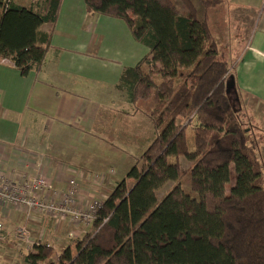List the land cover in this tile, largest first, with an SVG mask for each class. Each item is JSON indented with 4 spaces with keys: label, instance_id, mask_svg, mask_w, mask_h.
<instances>
[{
    "label": "trees",
    "instance_id": "1",
    "mask_svg": "<svg viewBox=\"0 0 264 264\" xmlns=\"http://www.w3.org/2000/svg\"><path fill=\"white\" fill-rule=\"evenodd\" d=\"M83 1L89 14L123 20L149 48L116 87L127 101L151 100L155 135L102 201L91 231L56 254L37 242L25 263L264 264V164L254 117L242 102L234 111L229 66L209 28V10L221 0ZM60 2L0 0L1 62L22 75L40 68L50 34L39 27L55 23Z\"/></svg>",
    "mask_w": 264,
    "mask_h": 264
},
{
    "label": "crops",
    "instance_id": "2",
    "mask_svg": "<svg viewBox=\"0 0 264 264\" xmlns=\"http://www.w3.org/2000/svg\"><path fill=\"white\" fill-rule=\"evenodd\" d=\"M11 1L30 6L36 0ZM228 1L236 20L251 22V34L229 67L227 91L264 104V0ZM39 29L50 38L37 71L22 75L0 60V171L15 179L40 174L58 192L72 177L83 199L111 192L113 187L105 191L102 179L115 170L117 161L102 156L107 141L101 134L109 131L110 116L120 114L116 85L123 69L135 66L149 48L132 37L123 20L89 14L83 0H61L55 23L41 24ZM113 101L118 107L110 108ZM102 107L108 108L105 123L96 121ZM125 117L133 119L129 112ZM100 149L103 154L98 155ZM97 175L99 181L93 178ZM86 181L92 186L86 188ZM0 219L6 229L13 224L12 230L27 221L38 222L10 208L0 210Z\"/></svg>",
    "mask_w": 264,
    "mask_h": 264
},
{
    "label": "rangeland",
    "instance_id": "3",
    "mask_svg": "<svg viewBox=\"0 0 264 264\" xmlns=\"http://www.w3.org/2000/svg\"><path fill=\"white\" fill-rule=\"evenodd\" d=\"M196 1V0H195ZM230 2L228 0H221V2L215 7L209 10V28L214 40L216 42V47L218 51V57L221 59H226L228 66L234 65L235 61L240 56V51L243 45L249 38L251 31L249 25L251 22L245 20H236L232 13H230ZM228 77H225V84ZM121 93V111L120 114H113L109 118V131H104L101 135H105L106 138V149H100L98 155L102 153L105 159L115 162L117 161V166L115 170L107 171L102 179L105 191L108 187H114L115 180L122 177L126 170H128L134 163L139 154L147 146L151 138L155 135L154 129L152 127L151 121L148 117L147 112L152 106L151 100L147 99L144 101L130 102L126 101V93L120 90ZM230 100L234 111H238L241 108L240 103H245L249 105L251 114H253L254 119L252 120L251 126L254 133V138L256 140V155L264 164V104L258 103L251 97L246 98L245 96L237 95L235 92L230 90ZM107 97V96H106ZM107 98H113L108 96ZM106 103V102H105ZM110 108L118 107L117 102L113 101L109 104ZM107 107H102L99 110L97 117V122L105 123V110ZM127 112H129L130 117L133 119L127 120ZM142 120L145 122L144 125ZM146 120H148L146 123ZM258 121V124L256 123ZM257 126H255V123ZM147 124L148 126H146ZM104 126V125H103ZM151 127V128H150ZM151 129L153 133H151ZM96 135L97 132H93ZM100 135V134H99ZM104 144V139L100 141ZM105 146V144H104ZM95 154V153H94ZM97 155V154H95ZM181 169L185 170L188 166V162L185 159L180 161ZM119 172L120 176H117ZM99 176H93L96 181H99ZM115 176V177H114ZM114 177V178H113ZM105 178V179H104ZM92 179V177H91ZM93 180V179H92ZM90 181V180H89ZM86 181L85 184L90 183ZM92 182V181H91ZM95 182V181H94ZM132 180H128V183ZM181 184L185 189L189 188V181L186 171H183L181 176ZM172 182H168L162 189L157 193L158 197H161L168 189L171 187ZM92 186V185H90ZM89 185L86 188L90 187ZM96 187V186H95ZM230 184H227V190H229ZM98 191H103L97 187ZM109 194L108 192H98ZM1 209V208H0ZM41 220H46L45 223L38 221L32 225H28V232L30 237L37 242L46 243L51 246L52 250L56 253H60L62 249L67 246H73L74 240L77 237H81L83 234L92 230L91 224H81L78 227L68 224V219L64 221H56L53 217L49 216L47 218H41ZM0 264H26L24 261V255L31 249L25 247H19L16 245L14 231L12 230L13 224H9L8 229L3 225L2 219H0ZM44 224V226H43ZM21 224H18L19 226ZM16 226V227H17ZM34 243V244H35ZM33 244V245H34ZM27 245V244H26ZM54 254V255H55Z\"/></svg>",
    "mask_w": 264,
    "mask_h": 264
},
{
    "label": "built area",
    "instance_id": "4",
    "mask_svg": "<svg viewBox=\"0 0 264 264\" xmlns=\"http://www.w3.org/2000/svg\"><path fill=\"white\" fill-rule=\"evenodd\" d=\"M52 187V183L40 174L15 179L10 172L0 171V210L10 208L37 221L49 216L56 221L68 219L69 225L78 227L92 224L107 197L105 193H95L83 199L78 194L79 184L72 177L67 179L64 191L58 192ZM28 225L27 221L15 227L14 237L17 246L31 249L35 242L29 235Z\"/></svg>",
    "mask_w": 264,
    "mask_h": 264
},
{
    "label": "water",
    "instance_id": "5",
    "mask_svg": "<svg viewBox=\"0 0 264 264\" xmlns=\"http://www.w3.org/2000/svg\"><path fill=\"white\" fill-rule=\"evenodd\" d=\"M228 87H226V89H227Z\"/></svg>",
    "mask_w": 264,
    "mask_h": 264
},
{
    "label": "bare ground",
    "instance_id": "6",
    "mask_svg": "<svg viewBox=\"0 0 264 264\" xmlns=\"http://www.w3.org/2000/svg\"><path fill=\"white\" fill-rule=\"evenodd\" d=\"M113 189V188H112Z\"/></svg>",
    "mask_w": 264,
    "mask_h": 264
}]
</instances>
